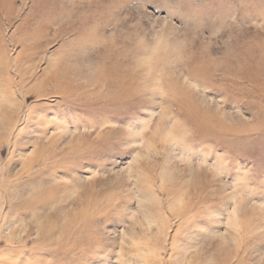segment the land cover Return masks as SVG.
<instances>
[{"label": "rangeland", "instance_id": "rangeland-1", "mask_svg": "<svg viewBox=\"0 0 264 264\" xmlns=\"http://www.w3.org/2000/svg\"><path fill=\"white\" fill-rule=\"evenodd\" d=\"M0 264H264V0H0Z\"/></svg>", "mask_w": 264, "mask_h": 264}, {"label": "snow or ice", "instance_id": "snow-or-ice-1", "mask_svg": "<svg viewBox=\"0 0 264 264\" xmlns=\"http://www.w3.org/2000/svg\"><path fill=\"white\" fill-rule=\"evenodd\" d=\"M170 2H174V0H170ZM217 211L216 208H211V209H208L205 213L206 216H208L209 218L212 217V215Z\"/></svg>", "mask_w": 264, "mask_h": 264}]
</instances>
